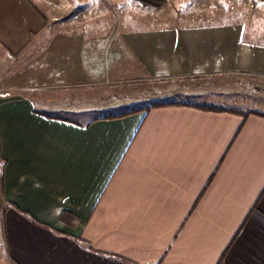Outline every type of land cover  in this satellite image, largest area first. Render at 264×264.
Segmentation results:
<instances>
[{"label": "crops", "instance_id": "0c3cea01", "mask_svg": "<svg viewBox=\"0 0 264 264\" xmlns=\"http://www.w3.org/2000/svg\"><path fill=\"white\" fill-rule=\"evenodd\" d=\"M186 1L212 0H0V264H264L263 111L200 88L80 122L57 113L68 99L11 79L59 56L70 89L103 83L85 58L107 50L109 81L264 78L241 13L264 0L159 23Z\"/></svg>", "mask_w": 264, "mask_h": 264}, {"label": "rangeland", "instance_id": "374dc122", "mask_svg": "<svg viewBox=\"0 0 264 264\" xmlns=\"http://www.w3.org/2000/svg\"><path fill=\"white\" fill-rule=\"evenodd\" d=\"M106 2L108 4L112 3L111 0H106ZM186 2L167 6L162 11L166 14L159 16V23H165L170 17L171 19L167 21L170 24H173L174 20L178 21L180 19L181 21L184 19L197 20L204 17L205 13L211 16V19H221L222 14L229 16V12H237L236 10L238 9L233 2L224 0L203 1L202 5ZM243 7L241 13L246 16V26L249 28L250 34H257L264 41V11L256 10L254 5L249 6V4ZM140 18L141 16L138 15L137 19L139 21ZM144 22V24H152L150 20H144ZM85 59L88 69L95 70V74L101 76L100 80H103V83L92 82L90 85L87 84L88 86L86 87L70 89V76L68 77L69 74L63 70L67 58L62 60L59 56L40 58L24 68L23 72L19 73L16 78L11 79L16 81V83L25 84L30 90H46L44 92L55 96L56 99H68L71 105L67 103V100H63L64 102L62 103L68 105L69 112L57 113L80 122L106 117L131 108H146L154 102H196L198 98L181 96L178 92L200 88L218 91L217 94H213V97L209 96L216 105L250 107L264 112V78L230 75L207 79L189 77L182 80L147 78L109 81L105 80L107 73L111 69L109 62L112 59L109 50L101 56L86 57ZM5 69L8 70V66ZM14 90L17 91L18 88ZM70 90L74 92L75 101H70ZM57 106L61 109L62 104Z\"/></svg>", "mask_w": 264, "mask_h": 264}, {"label": "trees", "instance_id": "16d2710c", "mask_svg": "<svg viewBox=\"0 0 264 264\" xmlns=\"http://www.w3.org/2000/svg\"><path fill=\"white\" fill-rule=\"evenodd\" d=\"M168 103V102H167ZM162 104H165V103H152L149 107H146V108H131V109H127L126 111H123V112H119V113H116V114H112V115H109V116H112V117H119V116H125L127 114H130L132 112H138V111H147V110H151L153 108H156V107H159V106H162Z\"/></svg>", "mask_w": 264, "mask_h": 264}, {"label": "built area", "instance_id": "2783aa9c", "mask_svg": "<svg viewBox=\"0 0 264 264\" xmlns=\"http://www.w3.org/2000/svg\"><path fill=\"white\" fill-rule=\"evenodd\" d=\"M121 13H122V11H121Z\"/></svg>", "mask_w": 264, "mask_h": 264}]
</instances>
